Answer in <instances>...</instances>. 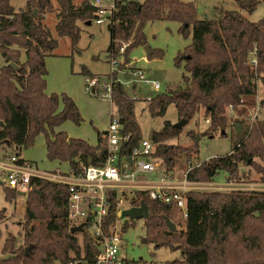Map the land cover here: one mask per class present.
Instances as JSON below:
<instances>
[{"label":"trees","instance_id":"16d2710c","mask_svg":"<svg viewBox=\"0 0 264 264\" xmlns=\"http://www.w3.org/2000/svg\"><path fill=\"white\" fill-rule=\"evenodd\" d=\"M74 1L27 0L15 11L9 0H0V145L15 147L18 158L20 150L31 147L35 138L43 135L46 160L67 164L69 173L79 176L85 167L105 162V133L97 132V143L92 146L82 139L69 138L63 131L56 132L65 122L78 125L82 119L68 95L45 93V61L54 56L57 38H67L74 49L80 39L77 23L94 19L96 9L90 2L75 5ZM113 2L115 10L107 24L109 60L119 56V49L126 45L122 56L128 62L129 51L146 44L143 28L148 22H176L180 25L178 32L191 37L190 45L173 60L175 67L183 66L187 76L182 77V84L167 86L150 99L147 108L152 116L163 117L173 105L178 120L188 123L202 109L207 123L204 136L228 128L235 130V125H240L239 142L233 150L190 167L186 180L211 182L223 173L227 181L251 183L255 175V182L264 186V98L250 123L226 115L228 107L248 101L255 104L257 84L264 85V17L254 24L240 12L251 14L264 0H236L240 11L215 7L210 20H199L197 8L179 0ZM47 13L55 15L53 30L44 24ZM153 55L160 58L162 52L148 53L149 57ZM80 73L92 77L85 69ZM111 104L121 135L128 137L119 152L121 158H127L143 140L134 115L135 100L124 86L114 82ZM180 133V129L164 122L162 129L152 132L148 139L156 146L153 158L160 161L166 176L172 177L178 159H190L199 152L191 132L190 147L166 144ZM2 190L6 204L14 206L18 192L5 185ZM129 194H122L127 207L144 203L148 208L144 220L146 243L179 253V258L162 264H264V191H189L185 194V218L174 206L152 201L144 192ZM109 197L106 229L118 220L119 210L116 193ZM24 203L21 242L13 235L4 239L0 264H95L98 252L92 240L85 237L79 246L69 233L66 186L32 178ZM5 213V209L0 210V222ZM164 218L175 231L168 230ZM127 228L124 222L121 230ZM124 264L158 263L141 260Z\"/></svg>","mask_w":264,"mask_h":264},{"label":"rangeland","instance_id":"374dc122","mask_svg":"<svg viewBox=\"0 0 264 264\" xmlns=\"http://www.w3.org/2000/svg\"><path fill=\"white\" fill-rule=\"evenodd\" d=\"M27 0H9L10 6L18 11L25 6ZM81 1H88L91 4L94 0H75L78 5ZM103 5L107 6L112 0H101ZM138 1L144 0H127ZM184 3H192L197 8V17L199 20L213 19V9L222 7L224 10L240 11L236 0H179ZM241 14L251 23L257 24L264 17V2H260L251 14L240 11ZM56 23L54 13H47L44 17V24L53 30ZM80 39L74 49L71 48L67 38H57L58 47L54 56L46 59V68L48 71L47 91L55 94H67L71 96L78 107L81 123L76 125L70 121L63 124L67 135L74 139H84L90 143L96 142L97 130L107 129L110 123V115H116V110L109 100H100L90 96L86 91L85 78L80 72L85 69L92 76H108L112 71V66L107 58V49L110 43L107 24L97 25L93 21L89 25L77 23ZM179 24L168 21L148 22L144 25L143 34L146 44L132 48L128 53V62L125 63L124 57L119 55L115 57L117 68L114 73L115 80L124 78L128 72L140 71L148 80L155 81L160 85V90L152 92L142 83H135L134 89L131 79L123 82L126 93L135 100L134 115L138 124L140 135L143 140H148L152 132H158L162 129L164 122H169L172 126L180 122L177 112L173 105H170L163 117L152 116L147 108L150 99L156 94L164 92L167 86L182 84V77L187 76L183 66L175 67L173 60L178 52L190 45L191 37H183L179 32ZM161 51L162 57L155 55L148 56L147 51ZM56 55V56H55ZM68 56V57H67ZM264 98V85L261 82L257 84V94L254 98L255 104L250 101L243 105L235 107L233 119L242 120L244 123H250L252 116L257 115L256 107ZM199 109L190 122L182 125L181 133L174 139L166 141L167 145L179 147H190L193 144L191 136L196 137L199 152L190 159L180 158L177 160L172 173V179L181 181L187 170L195 165L201 164L212 157L225 156L233 150L235 144L239 142V133L233 129H226L225 132H217L213 136H204L202 133L207 127L206 121ZM250 118V119H249ZM245 125V124H243ZM191 132V136L188 133ZM15 147L0 145V160L3 155L15 156ZM18 158L33 163L41 172L54 171L56 165L48 162L44 151V136L39 135L35 138L31 147L19 151ZM65 165L59 168H64ZM52 169V170H50ZM3 175H0L2 182ZM154 179V177L152 178ZM255 175L251 176V183L239 181H227L223 173L214 178L211 182L196 183L194 192H220L230 193L232 191H264V186L255 182ZM3 187V186H2ZM0 186V210L5 209L6 213L2 222H0V250L4 239L8 235L16 237L18 242L22 238L23 213L25 206V197L17 196L14 206L6 204L4 193ZM130 196L129 193L126 194ZM126 206V201H123ZM176 218V217H175ZM127 222L128 228L121 233V252L119 258L124 262L144 261L146 263L162 264L166 261H172L179 258V253L170 252L167 248H156L152 243H146L145 227L143 219L131 220L120 217V225ZM81 238H78L79 246L82 245ZM3 256L0 254V259Z\"/></svg>","mask_w":264,"mask_h":264},{"label":"built area","instance_id":"2783aa9c","mask_svg":"<svg viewBox=\"0 0 264 264\" xmlns=\"http://www.w3.org/2000/svg\"><path fill=\"white\" fill-rule=\"evenodd\" d=\"M92 6L96 9L93 22L97 25L108 24L110 16L115 7L114 2L110 5H103L101 0H94ZM126 45H122L119 54L122 55ZM112 66L111 73L107 76H87L85 78L86 91L90 96L100 100L112 101V86L114 82L124 86L125 80H132L131 86L135 83H142L150 91L157 92L160 85L148 80L140 71L128 72L122 79L115 80L114 73L117 62L114 58L109 60ZM137 96L132 99L136 100ZM259 110V104L256 111ZM235 108L228 107L226 115L233 119ZM256 116V115H255ZM251 117L252 120L255 117ZM127 136L121 135V126L118 123L117 115H110V123L105 132L104 141L107 156L102 165L88 166L83 169V174L74 176L71 173L59 171L41 172L30 162L19 161L16 156H5L0 160V175H3V186L14 189L17 192L26 194L32 178L43 179L54 184L64 185L68 189L67 219L68 229L80 228L79 232L70 233L74 239L84 240L88 237L92 240L98 255L95 264H124L119 258L121 252V225L120 217L114 225L106 226L105 221L110 204V194L117 195L119 210L117 214L129 207L123 205L122 194L136 191L146 193L152 200L166 206H174L182 218L186 217L185 194L195 190L196 183L186 180L175 181L166 176L161 167L160 161L153 158L156 146L149 140H142L137 146L131 149L127 158H121L120 148L127 141ZM23 161V160H22ZM154 177V179H152ZM195 185V186H194ZM85 264L74 261L71 264Z\"/></svg>","mask_w":264,"mask_h":264},{"label":"water","instance_id":"95a60500","mask_svg":"<svg viewBox=\"0 0 264 264\" xmlns=\"http://www.w3.org/2000/svg\"><path fill=\"white\" fill-rule=\"evenodd\" d=\"M85 24L89 25L90 22H87ZM144 49L147 51V53H150V51H148V49L146 47ZM185 123H186V121L181 120L177 124L173 125V127L179 129ZM2 126H3L2 123H0V127H2ZM235 132L236 133L240 132V125L239 124L235 125ZM0 186L1 187L3 186V183L1 181H0ZM17 196L25 197V193L18 192ZM117 215H118V217H124V218H128L131 220H136V219L146 220L148 217V208L144 203H141L139 205V207H132V208L123 210V211L119 212ZM164 221H165V224H166L169 231H172V232L175 231V226L167 218H164ZM80 230H81L80 228H73L70 230V233L73 234L75 232H79ZM144 242H145V240H144Z\"/></svg>","mask_w":264,"mask_h":264},{"label":"crops","instance_id":"0c3cea01","mask_svg":"<svg viewBox=\"0 0 264 264\" xmlns=\"http://www.w3.org/2000/svg\"><path fill=\"white\" fill-rule=\"evenodd\" d=\"M86 25V24H85ZM56 56V55H55ZM68 57V56H67ZM47 59V58H46ZM45 64H46V61H45ZM47 69V68H46ZM82 71V70H81ZM87 71V70H86ZM46 84H48V71H47V76H46ZM45 93L47 94V95H50V94H53V93H55V92H48L47 91V85H46V91H45ZM67 95V94H66ZM69 96V95H68ZM70 98H72L71 96H69ZM73 99V98H72ZM74 101V100H73ZM74 103H75V101H74ZM76 104V103H75ZM78 108V107H77ZM106 130L107 129H104V130H101V131H98L97 130V132H100V133H105L106 132ZM59 131H63V132H65V133H67L66 132V130L63 128V125L58 129V130H56V132H59ZM69 137V136H68ZM70 138V137H69ZM82 140H84V139H82ZM84 141H86L89 145H92V146H94V145H96V143H97V134H96V142L95 143H90V142H88L87 140H84ZM44 151H45V149H44ZM6 155H3L2 156V158H4ZM20 159V158H19ZM22 160V159H21ZM23 161H25V160H23ZM26 162H28V161H26ZM31 163V162H30ZM53 165H56L57 167L56 168H53V170L54 171H59V172H62V173H67V172H69V167H68V165L67 164H59V163H57V162H54L53 163ZM64 166L65 165V167L64 168H59L60 166ZM50 170H52V169H50Z\"/></svg>","mask_w":264,"mask_h":264}]
</instances>
